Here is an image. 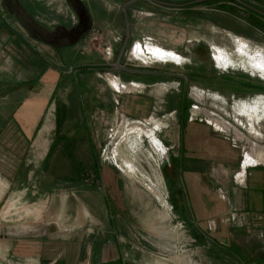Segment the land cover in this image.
Here are the masks:
<instances>
[{"label":"rangeland","instance_id":"obj_1","mask_svg":"<svg viewBox=\"0 0 264 264\" xmlns=\"http://www.w3.org/2000/svg\"><path fill=\"white\" fill-rule=\"evenodd\" d=\"M20 1L32 6L34 16L47 21L43 6ZM191 1L195 0H168L173 5L174 24L168 45L157 38L151 44L147 37L140 41L146 54L152 53L145 46L149 42L175 53L177 60L169 51L153 49L156 59H148L143 66L129 56L131 45L122 57L115 52L111 65L100 70L95 66L104 62L95 51L105 47L100 40L89 41V35L81 52L68 61L63 79L68 86L67 103L60 114L82 121V131L91 136L99 184L65 180L70 171L68 157L41 166L44 174L35 172L31 181L21 176L11 182L0 173V264H26L14 254L18 245L43 239L81 240L87 245L110 240L119 244L120 264H238L227 250L196 235L184 173L178 171L173 180L183 193L181 198L168 180L174 175L169 159L177 149L166 139L173 138L170 128L177 132L182 117L188 124L233 137L239 163L243 152L254 146L257 150L251 152L260 150L264 143V70L255 66L244 48L251 46L253 53L256 48L264 49V30L256 31L252 15L239 5ZM7 17L16 30L31 38L5 10ZM58 24L72 23L61 20ZM42 45L54 53L51 46ZM87 65V69L78 68ZM118 73L115 77L126 82L140 79L146 87L133 80L138 85L129 84L115 93L104 75ZM191 117L197 120L190 121ZM65 129L69 137L61 140L69 142L75 132ZM80 172L77 167L74 173ZM57 176L60 179H53ZM205 183L213 191H223L214 179ZM245 241L252 243L248 237L239 242L247 245Z\"/></svg>","mask_w":264,"mask_h":264},{"label":"crops","instance_id":"obj_2","mask_svg":"<svg viewBox=\"0 0 264 264\" xmlns=\"http://www.w3.org/2000/svg\"><path fill=\"white\" fill-rule=\"evenodd\" d=\"M31 1L32 5L37 4L45 8L48 14L45 22L49 25L54 26L61 20L71 23L78 20L69 0ZM205 1L191 2L202 4L206 3ZM210 1L228 6L239 5L252 15V27L256 31L264 30V0ZM81 2L91 23L89 35H97L101 46L103 44L112 48L110 60H113L115 52L119 53V56L123 55L126 49H130L131 45L145 37L151 41L152 38H157L162 41L161 43L166 41L168 45L169 34L174 29L173 17L170 14L173 5H169L168 0H81ZM4 16L5 10L0 5L1 175L6 176L11 182L17 181L21 176H28L25 180L31 181L35 172L39 175L44 174L40 171L41 166H50L61 158L67 161L68 157L72 165L69 163L70 171L65 180L72 184H99L96 177L99 165L96 162L91 136L85 135L82 131L80 126L82 121L71 120L66 113L60 114L61 107L65 108L67 103L65 97L68 86L63 80L64 75L68 74L65 70L66 64L81 52L85 40L65 46L61 50L51 48L56 53L55 57L52 51L42 45L43 43L38 46L37 42L22 34L23 31L16 30L13 21L8 20V17L5 19ZM181 18L183 21L184 18ZM136 46L139 54L134 55L135 59L143 66L148 59L151 61L156 59L153 49L162 52L166 50L163 47L146 45L149 46L150 53L152 51L149 55L146 54V49L140 51V46L138 44ZM114 49L116 51L113 53ZM244 49V53L255 66L264 70V49L256 48L258 51L254 53L251 46ZM89 52L84 53L90 56L96 54L104 62L95 66L100 70L104 65H111L109 60L104 59L103 51H95V54ZM171 56L178 59L175 53ZM88 67L89 65L78 68ZM132 74L130 72L127 75ZM117 75L121 74L107 76L109 87H112L115 93H119L117 90L127 88L114 77ZM133 80L146 87L145 82L140 79L131 78L129 82L121 79L125 84H130ZM65 110L67 112V109ZM179 123L177 132L170 128L173 138L168 137L166 140L173 143L177 149L172 159L175 163L179 160L180 164L176 163L177 173L178 171L184 173V177L182 176L184 189L193 207L190 216L193 225L209 234L221 249L233 251L238 264H264V139L260 150L251 152L256 148L254 146L245 151V154L243 152L239 163L237 158L239 155L234 153L238 151L234 149L237 146H234L236 141L233 137L218 135L209 128L204 130V126L199 128L183 119ZM64 128L66 132H75V137L71 141L67 139L69 142L61 140L63 136H68L63 132ZM237 137L243 139L242 135ZM225 140L230 141V144ZM246 154L249 155L244 160L243 155ZM77 167L81 171L79 174L74 173ZM70 176L75 178L71 179ZM238 177H242L243 180H239ZM208 178L214 179L223 188L225 200L220 199L217 191L208 188L205 183ZM53 179L60 178L57 176ZM233 209L236 214L234 221L225 220L227 212ZM209 220L215 224L213 230L208 231L206 224ZM243 237L250 238L252 243L245 241L247 245H244V242H239ZM14 254L21 257L26 264H120L122 260L119 244L110 240L97 244L92 242L90 245L81 240L64 239L22 242Z\"/></svg>","mask_w":264,"mask_h":264},{"label":"flooded vegetation","instance_id":"obj_3","mask_svg":"<svg viewBox=\"0 0 264 264\" xmlns=\"http://www.w3.org/2000/svg\"><path fill=\"white\" fill-rule=\"evenodd\" d=\"M29 3L32 5L31 0ZM69 3L72 4L76 14L77 9H75L74 5L77 3H75L74 0H69ZM0 5L4 6V10H6L10 18L16 20L31 38L41 43L48 44L56 50H61L65 46H70L74 40L84 34L83 32L86 29L85 25L89 23V21L86 20L80 24V19L76 15L78 18L77 22L72 23L70 26L66 24H56L52 26L45 22V20L34 16L32 6L29 7L20 0H0ZM86 37L77 41L76 44L84 41ZM180 119L183 118L180 117Z\"/></svg>","mask_w":264,"mask_h":264},{"label":"built area","instance_id":"obj_4","mask_svg":"<svg viewBox=\"0 0 264 264\" xmlns=\"http://www.w3.org/2000/svg\"><path fill=\"white\" fill-rule=\"evenodd\" d=\"M99 39H98V36H92V35H90V37H89V41H98ZM148 41L150 42V44H151V39L149 38L148 39ZM149 42H145V44L146 45H150L149 44ZM139 45L140 46V51L143 49V46L141 45V42H137V43H134L132 46V49H131V51L129 52L130 54H129V56L131 57V56H134L135 54H139L138 52H139V50H138V48H137V46L136 45ZM145 45V46H146ZM102 46H103V44H102ZM104 47H105V49H104V51L102 52L103 53V57H104V59L105 60H110L111 59V57H112V48L111 47H109V46H105L104 45ZM147 47V46H146ZM108 75H110V74H105L104 76H108ZM115 77V76H114ZM116 79H118V81L119 82H121L124 86H127V85H129V84H125V83H123L122 81H121V79H120V77L118 78V77H115ZM132 84H136V83H130V85H132ZM138 85V84H137ZM140 86V85H139ZM193 120H197V119H195V118H193V117H191L190 118V121H193ZM199 121H201V120H199ZM244 154H245V152H244ZM243 157H244V155H243ZM239 178V177H238ZM239 180H243V178L242 177H240L239 178ZM217 192V195L220 197V199L221 200H225L226 199V194H225V191H222V190H220V189H217L216 190ZM235 217H236V214H235V210L233 209V210H230L229 212H227V216L225 217V220H227V221H234V219H235ZM214 221H211V220H209L208 222H207V230L209 231V230H213V228H214Z\"/></svg>","mask_w":264,"mask_h":264},{"label":"trees","instance_id":"obj_5","mask_svg":"<svg viewBox=\"0 0 264 264\" xmlns=\"http://www.w3.org/2000/svg\"><path fill=\"white\" fill-rule=\"evenodd\" d=\"M170 160V162L171 163H173V171H174V175L172 176V177H169L168 178V180L171 182V185H172V190L174 191V192H176L177 193V195L181 198V196H182V192L180 191V189H179V187L177 188V181L176 182H174L173 180L175 179V180H177V178H176V175H177V171H176V163L174 162V159H172V158H170L169 159ZM174 186V187H173ZM177 199H178V197H177ZM193 218V217H192ZM195 230H196V232L198 233V234H196V235H198V236H200L202 239H208V240H210L217 248H219V249H221L220 248V246H219V244H217L215 241H214V239L209 235V234H207V233H204V231H201L200 229H198V227H195ZM221 250H223V248L221 249ZM225 250V249H224ZM227 250V252H229L230 254H231V256L234 254L235 255V253L233 252V251H231V250H228V249H226ZM233 255V256H234ZM235 257V256H234ZM238 259H239V257H238Z\"/></svg>","mask_w":264,"mask_h":264},{"label":"water","instance_id":"obj_6","mask_svg":"<svg viewBox=\"0 0 264 264\" xmlns=\"http://www.w3.org/2000/svg\"><path fill=\"white\" fill-rule=\"evenodd\" d=\"M74 1H75V3H77L76 5H74V7H75V9H77L76 15L80 19V24H82L83 21H86V20L89 21V18H88L84 4L81 2V0H74ZM85 27H86V29L83 32L84 34L82 36L78 37L76 40H74L70 45L76 44L77 41L85 38L90 33V30H91L90 21L88 24L85 25Z\"/></svg>","mask_w":264,"mask_h":264}]
</instances>
